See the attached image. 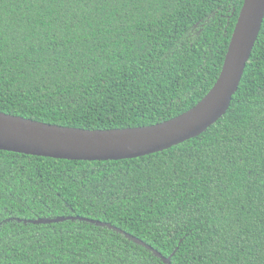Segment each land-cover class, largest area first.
Masks as SVG:
<instances>
[{
  "label": "trees",
  "instance_id": "1",
  "mask_svg": "<svg viewBox=\"0 0 264 264\" xmlns=\"http://www.w3.org/2000/svg\"><path fill=\"white\" fill-rule=\"evenodd\" d=\"M244 0H0V111L84 129L197 105ZM66 218L52 223L38 219ZM264 264V21L227 113L146 156L0 150V264Z\"/></svg>",
  "mask_w": 264,
  "mask_h": 264
},
{
  "label": "water",
  "instance_id": "2",
  "mask_svg": "<svg viewBox=\"0 0 264 264\" xmlns=\"http://www.w3.org/2000/svg\"><path fill=\"white\" fill-rule=\"evenodd\" d=\"M264 21V0H244L220 76L208 94L188 111L162 123L129 128L84 129L38 121L0 111V150L68 160H122L153 154L197 137L222 118L239 89ZM66 218L38 219L52 223ZM164 257L144 241L105 222Z\"/></svg>",
  "mask_w": 264,
  "mask_h": 264
}]
</instances>
